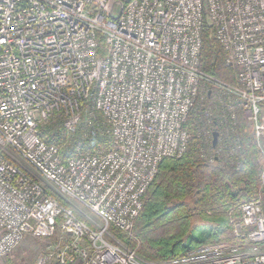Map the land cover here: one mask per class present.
<instances>
[{
  "label": "built area",
  "instance_id": "1",
  "mask_svg": "<svg viewBox=\"0 0 264 264\" xmlns=\"http://www.w3.org/2000/svg\"><path fill=\"white\" fill-rule=\"evenodd\" d=\"M207 27L234 83L201 67ZM194 112L207 161L242 166L240 121L264 160V0H0V259L32 234L55 238L37 264H264V170L227 239L183 257L144 259L112 230L137 240Z\"/></svg>",
  "mask_w": 264,
  "mask_h": 264
},
{
  "label": "trees",
  "instance_id": "2",
  "mask_svg": "<svg viewBox=\"0 0 264 264\" xmlns=\"http://www.w3.org/2000/svg\"><path fill=\"white\" fill-rule=\"evenodd\" d=\"M226 52L211 27L203 33L202 69L225 82H235V71L226 65ZM198 112V111H197ZM188 122L191 133L187 151L180 157H165L144 197L135 221L138 238L129 239L112 227L118 238L148 260L164 261L183 257L203 244L227 239L232 216L240 218L239 205L261 191L264 160L250 126L238 123L242 166L229 161L209 162L202 155V142L196 135V113ZM61 143L57 137L52 140ZM113 139L96 137L94 151L110 149ZM57 198L66 205L59 196ZM195 219L201 222L195 224Z\"/></svg>",
  "mask_w": 264,
  "mask_h": 264
},
{
  "label": "rangeland",
  "instance_id": "3",
  "mask_svg": "<svg viewBox=\"0 0 264 264\" xmlns=\"http://www.w3.org/2000/svg\"><path fill=\"white\" fill-rule=\"evenodd\" d=\"M203 141L202 147L204 145L207 147L206 141ZM200 222L199 219H195V224ZM54 240L55 238L35 237L32 234H26L19 246L9 256L0 259V264H37L38 260L46 254L49 244ZM138 241L137 238L136 242Z\"/></svg>",
  "mask_w": 264,
  "mask_h": 264
},
{
  "label": "water",
  "instance_id": "4",
  "mask_svg": "<svg viewBox=\"0 0 264 264\" xmlns=\"http://www.w3.org/2000/svg\"><path fill=\"white\" fill-rule=\"evenodd\" d=\"M213 136H214V139H213V145H214V147H215L216 144H217V139H218V136H219V132H218V131H215V132L213 133Z\"/></svg>",
  "mask_w": 264,
  "mask_h": 264
}]
</instances>
